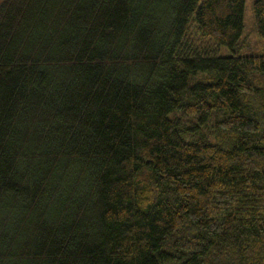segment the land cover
Masks as SVG:
<instances>
[{"label": "trees", "instance_id": "trees-1", "mask_svg": "<svg viewBox=\"0 0 264 264\" xmlns=\"http://www.w3.org/2000/svg\"><path fill=\"white\" fill-rule=\"evenodd\" d=\"M245 4L0 0V264H264Z\"/></svg>", "mask_w": 264, "mask_h": 264}, {"label": "rangeland", "instance_id": "rangeland-1", "mask_svg": "<svg viewBox=\"0 0 264 264\" xmlns=\"http://www.w3.org/2000/svg\"><path fill=\"white\" fill-rule=\"evenodd\" d=\"M253 1L246 0L245 4V28L237 46V53L240 55L264 53V37L259 35L254 23ZM219 54L227 56L233 53L229 47L224 46L220 49Z\"/></svg>", "mask_w": 264, "mask_h": 264}]
</instances>
